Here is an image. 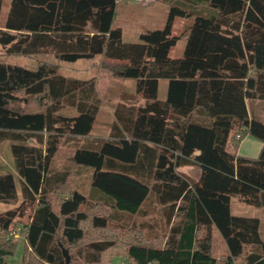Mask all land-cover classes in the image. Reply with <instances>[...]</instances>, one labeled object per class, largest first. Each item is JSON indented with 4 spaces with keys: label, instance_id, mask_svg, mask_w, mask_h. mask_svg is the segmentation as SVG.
I'll list each match as a JSON object with an SVG mask.
<instances>
[{
    "label": "trees",
    "instance_id": "trees-1",
    "mask_svg": "<svg viewBox=\"0 0 264 264\" xmlns=\"http://www.w3.org/2000/svg\"><path fill=\"white\" fill-rule=\"evenodd\" d=\"M3 1L0 140L24 136L45 148L13 146L24 198L38 209L29 222L23 204L0 214V264L15 256L18 223L34 264H264L260 220L231 210L233 199L264 208V119L248 107L264 104V0H187L136 43L114 27L116 0H12L1 24ZM178 18L190 23L176 34ZM181 41L183 57L172 58ZM11 57L38 66L13 65ZM49 57L139 82L144 103H121L109 138H92L101 110L95 78L68 79ZM64 107L72 112L59 115ZM246 137L263 143L257 159L237 155ZM64 139L73 162L94 172L88 195L58 187L69 196L55 205L47 195ZM183 165L199 168L196 182L178 172ZM18 199L14 176L0 175V203ZM133 217L146 222L129 225ZM216 231L223 260L213 254Z\"/></svg>",
    "mask_w": 264,
    "mask_h": 264
},
{
    "label": "rangeland",
    "instance_id": "rangeland-1",
    "mask_svg": "<svg viewBox=\"0 0 264 264\" xmlns=\"http://www.w3.org/2000/svg\"><path fill=\"white\" fill-rule=\"evenodd\" d=\"M12 0L3 1V9L1 14V24H4L11 6ZM171 6H181L187 8L189 6L187 0H156L148 4H137L133 1H122L116 11L115 28H120L123 31V39L126 43H136L139 41L141 34L149 30L162 29L169 17ZM201 10H205L204 6H200ZM198 9V10H200ZM190 23L189 20L178 18L175 22L174 32L181 33L184 28ZM186 42L181 41L176 48L171 52L172 58H181L184 55ZM50 64L58 65L60 74L68 79L75 80H91L95 78L97 92L101 99V110L95 125L92 138L102 137L109 138V131L114 128L116 121V113L120 108L121 103L127 100L136 101L143 104L142 84L132 80H123L112 78L110 73L105 69L95 68L92 63L86 61H78L75 63H60L58 64L53 57L46 60ZM7 62L21 67L27 66L30 70H34L38 66V61L24 58L11 57ZM167 82H162L159 99H165V91ZM23 108V107H22ZM72 110L64 107L59 111V115H69ZM24 139V141H23ZM16 145H31L40 146L37 139L28 140L26 137L16 138L11 135L0 140V175L12 174L15 178L16 187L19 195L18 203L15 205L0 203V214H4L11 210H16L20 205H24L25 218L23 222H29L34 217L38 209V202H28L23 195V181L16 170V160L13 154V146ZM235 147V144L232 145ZM75 155L74 148L65 139L62 141L60 149L56 154L51 166V187L55 190L47 197L54 202L57 198L68 197L69 194H64L62 191H56L58 187L70 188L72 191H78L84 195H88L91 191V183L93 178V169L77 166L73 162ZM198 171L188 172V177L192 181L198 177ZM234 202H236L234 200ZM248 208V205H244ZM253 212H257V207H250ZM233 213H236V207H233ZM137 225L146 222V218L133 217L127 223ZM17 249L15 256L6 260V264H34L36 262V254L27 249L26 229L23 224L18 223L17 229L10 236ZM226 253L223 241L215 236L213 243V254L219 260H223ZM114 264H130L124 259H114Z\"/></svg>",
    "mask_w": 264,
    "mask_h": 264
},
{
    "label": "crops",
    "instance_id": "crops-1",
    "mask_svg": "<svg viewBox=\"0 0 264 264\" xmlns=\"http://www.w3.org/2000/svg\"><path fill=\"white\" fill-rule=\"evenodd\" d=\"M162 82H165V81L160 82L159 93H160V88H161ZM165 89H166V91H165V99H166L167 94H168V82H167V87ZM165 99H163V100H165ZM248 107H249V109L253 108L254 112H256L257 116L260 117V119H264V104H262L261 102H248ZM112 123H115V122L112 121ZM108 131L110 134V132H111L110 129H108ZM262 148H263L262 142L254 139L252 137H246L239 144L237 155L240 157H243V158L257 159L259 157L261 151H262ZM190 171H198L199 175L195 179V181H192L190 179V177H188V172H190ZM178 172L181 175H183L184 177H186L187 179H189L193 183L196 182L200 177L199 168H197L196 166H193V165H183L182 167L179 168ZM234 200L236 202H234ZM244 205H246V204L242 203L240 200L233 199L232 204H231L232 215L238 216V217L259 219L260 220L259 233H260L261 240L264 243V208H258L257 212H255V210L253 212L252 208H250L253 206H247L248 208H246ZM233 207H236V213H233V212H235ZM215 236H218V238H220L222 240L220 234L217 231H216ZM223 244H224V247L226 249L224 241H223Z\"/></svg>",
    "mask_w": 264,
    "mask_h": 264
},
{
    "label": "built area",
    "instance_id": "built-area-1",
    "mask_svg": "<svg viewBox=\"0 0 264 264\" xmlns=\"http://www.w3.org/2000/svg\"><path fill=\"white\" fill-rule=\"evenodd\" d=\"M122 1H133L134 3H137V4H148L156 0H116V3L119 5Z\"/></svg>",
    "mask_w": 264,
    "mask_h": 264
},
{
    "label": "water",
    "instance_id": "water-1",
    "mask_svg": "<svg viewBox=\"0 0 264 264\" xmlns=\"http://www.w3.org/2000/svg\"><path fill=\"white\" fill-rule=\"evenodd\" d=\"M66 257H67V255H66Z\"/></svg>",
    "mask_w": 264,
    "mask_h": 264
}]
</instances>
